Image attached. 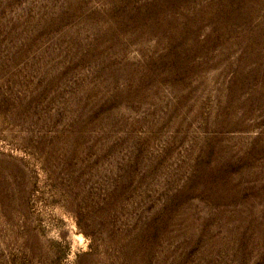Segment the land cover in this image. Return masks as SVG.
I'll return each mask as SVG.
<instances>
[{
  "label": "rangeland",
  "instance_id": "1",
  "mask_svg": "<svg viewBox=\"0 0 264 264\" xmlns=\"http://www.w3.org/2000/svg\"><path fill=\"white\" fill-rule=\"evenodd\" d=\"M0 264H264V0H0Z\"/></svg>",
  "mask_w": 264,
  "mask_h": 264
}]
</instances>
